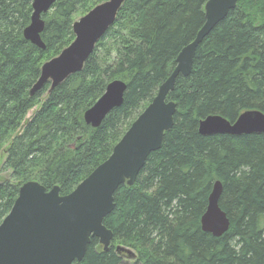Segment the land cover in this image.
I'll return each mask as SVG.
<instances>
[{
    "label": "trees",
    "instance_id": "obj_1",
    "mask_svg": "<svg viewBox=\"0 0 264 264\" xmlns=\"http://www.w3.org/2000/svg\"><path fill=\"white\" fill-rule=\"evenodd\" d=\"M105 1L58 0L43 16L42 51L24 38L32 0H0V154L11 172L0 184V225L23 184L58 186L66 196L109 159L194 44L209 0H127L83 71L31 97L44 63L75 40V18ZM115 80L127 85L123 105L98 129L88 126L84 113ZM169 100L177 104L173 128L134 186L116 192L104 220L114 235L110 250L94 238L80 264H125L118 246L136 251L132 264H264V134H199L211 115L234 123L244 112L264 113V0L239 2L203 39ZM216 181L230 220L221 238L201 225Z\"/></svg>",
    "mask_w": 264,
    "mask_h": 264
},
{
    "label": "water",
    "instance_id": "obj_2",
    "mask_svg": "<svg viewBox=\"0 0 264 264\" xmlns=\"http://www.w3.org/2000/svg\"><path fill=\"white\" fill-rule=\"evenodd\" d=\"M58 0H32L30 25L24 30L26 41L45 51L42 39L48 14ZM127 0H108L73 24L75 40L59 56L44 63L38 81L30 89L33 97L50 83V90L69 77L83 71L97 44L116 23ZM243 0H209L205 6V25L194 44L182 50L168 80L157 96L134 121L112 155L83 180L69 195L62 196L60 187L50 191L37 181L23 184L12 210L0 225V264H80L91 240L96 238L108 252L114 235L104 220L115 209L114 196L123 185L133 187L148 157L161 149L164 136L174 126L177 104L169 100L177 78L189 77L197 46L235 10ZM127 85L121 80L109 83L103 96L84 113L88 126L98 129L106 117L124 102ZM199 134L242 136L264 134V113L251 110L231 123L219 115L199 122ZM223 192L221 181L215 182L208 208L202 217L204 233L223 237L230 229V220L220 207ZM129 260L136 254L118 247Z\"/></svg>",
    "mask_w": 264,
    "mask_h": 264
},
{
    "label": "rangeland",
    "instance_id": "obj_3",
    "mask_svg": "<svg viewBox=\"0 0 264 264\" xmlns=\"http://www.w3.org/2000/svg\"><path fill=\"white\" fill-rule=\"evenodd\" d=\"M83 14H84V13H83ZM86 15H87V14H86ZM86 15H81V16L76 17L75 20H74V23L77 22V21H79L80 18H82V17H84V16H86ZM74 23H73V24H74ZM47 86H48V85H47ZM31 115H32V111L28 114L27 118H30ZM6 146H7V144H5V145L3 146V149H4ZM4 154H5V153H3V150H2V151H1V154H0V184L3 183L4 181H11V180H10L11 172H6V171H4V170L2 169V166H3L4 160H5V158H4L5 156H4ZM12 183H15V184H16L15 181H13ZM134 262H135V260H128V259H125V260H124V263H125V264H132V263H134Z\"/></svg>",
    "mask_w": 264,
    "mask_h": 264
}]
</instances>
